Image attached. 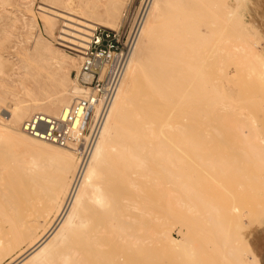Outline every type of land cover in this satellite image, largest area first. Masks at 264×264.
I'll return each mask as SVG.
<instances>
[{
  "label": "bare ground",
  "instance_id": "1",
  "mask_svg": "<svg viewBox=\"0 0 264 264\" xmlns=\"http://www.w3.org/2000/svg\"><path fill=\"white\" fill-rule=\"evenodd\" d=\"M126 2L81 0L78 9L69 11L48 5L51 16L44 17V25L50 31L56 27L57 18L69 22L63 26L72 31L61 30L65 36L58 37L61 46L69 47L65 43L75 44L70 37L86 40L82 35H87L97 22L110 28L117 26ZM237 2L226 6L218 0L153 1L99 138L83 165L80 160L74 164L68 151L52 149L48 142L28 136L22 124L17 131L0 126V154L13 159L18 167L14 184L0 190V261L29 243L10 264H148L146 258L151 255L146 249L147 229L140 220L147 211L145 202L150 204L144 190L166 184L188 189L194 181V158L198 162L201 155L211 156L212 149L219 155L229 147L223 158L213 157V153L212 159H201L202 164L206 163L204 168L221 167L224 173L237 171L240 176V158L232 153L234 147L230 148L226 140L230 135L233 141L236 137L241 138V143L248 141L249 153L256 154V161L264 167V139H258L259 134L249 129L258 119L253 120V115L254 123L248 124L252 121L243 114V105L240 108L244 104L245 112L249 110L246 98L240 95L242 101L239 97L236 100L241 103L229 102L240 104V113L231 105L234 113L220 112H226L224 108L231 100L224 85L228 83L225 78L231 76L229 66L237 62L241 66L240 57L244 59V54L249 53L246 46L251 54V46L255 45L247 41L248 32L244 31L245 22L238 11L241 5L237 6ZM244 41L249 45L245 46ZM37 46L36 54L47 63L59 55L58 51L48 54ZM2 57L0 75H6L7 59ZM251 58L245 62L244 71L264 79V56L254 50ZM65 89V82L59 80L53 87L44 88V98L18 102L11 110L13 123L20 124L38 112L62 114L72 101L65 97ZM74 90L73 97L77 93ZM246 126L248 131H244ZM250 135L257 136L255 142L251 143ZM216 140L219 143L213 142ZM190 195L185 194L187 199ZM213 216L210 219L214 223ZM157 233L162 236L161 230ZM168 239L191 264L194 252L186 248L187 233L180 232L179 240L171 236ZM223 244L226 245H220ZM235 249L221 253L229 264L242 263Z\"/></svg>",
  "mask_w": 264,
  "mask_h": 264
},
{
  "label": "rangeland",
  "instance_id": "2",
  "mask_svg": "<svg viewBox=\"0 0 264 264\" xmlns=\"http://www.w3.org/2000/svg\"><path fill=\"white\" fill-rule=\"evenodd\" d=\"M80 1L81 0H0V55L3 56L2 58L4 60L7 59L4 68L6 75H0L1 127L12 131L21 130L22 122L32 114L25 117L20 124H15L11 119L12 108L20 101L30 103L33 98H44V88L47 86L53 87L59 80H63L66 84L65 97H71L72 100L75 97V94L73 97L72 92H74V88H76L75 75L79 66V59L73 54V51L69 49V47L71 48L72 45H77L81 40L70 37L74 40L75 44L64 42L69 47L61 46L60 43H62V41L58 38L64 35L61 33V30H69V28L63 26L66 20L57 18L56 27L49 31L44 25V17L51 16L50 7L48 5H54L61 10L69 11V9H78ZM128 1L129 0H127L126 4ZM218 1L221 2V5L224 3L226 6L235 4V2L238 1L237 6L241 5L238 11L240 15L242 14L245 22L243 24L244 31L246 30L245 32H248H244L248 35L247 41L255 44L251 46L252 48L254 47L253 51H259L264 56V0ZM239 2L242 4H239ZM126 4L122 8V12ZM71 16L77 20H82L74 15ZM121 18L122 14L119 22ZM66 23L69 22L66 21ZM96 24L100 25L98 22ZM69 31L72 30L70 29ZM82 36L86 37V35ZM244 44L245 46L246 44L249 45L245 41ZM36 46L46 51L48 54L52 51H58L59 55L49 60L47 63L43 56L36 54ZM246 49L249 53L247 55L244 54V59L242 56L240 57V62L243 65L241 64V66H238L237 64H239V62H237V64L233 63V65L231 64L232 66H229L232 78L231 76H229V78L226 77L225 82L228 83L227 85L224 83V85L226 93L229 98H231V100L228 98L230 100H228V103L232 100L237 102L238 99L236 100V98L243 95L248 101L245 100V102L249 104V107L246 104V108L248 107L249 110L245 112L246 109H244V104H239L241 107L235 104V106H237L235 107L234 104L232 105L231 103L236 102L232 101L229 103L228 108L227 106L224 108L227 109L225 110L226 112H224V110L220 112L227 115L237 108L236 113H240L242 109L238 111V107H244L242 111L244 112L243 114H247L246 118L248 119L250 117L249 119L252 121L248 124L251 125L254 123L253 120L255 118L258 119L256 120L257 122L255 121L256 125L255 123L252 124L253 127L249 125V129L252 128L256 135L259 134L257 135L258 139L259 137L264 139V79L257 78L255 73L249 74L244 71L245 62H250L249 58L252 59L251 55L253 53L251 50L250 54L249 47L246 46ZM37 58L39 60H37ZM234 64L239 67L237 68L235 66L238 69V73L237 69L234 68ZM231 69H235L236 71ZM232 74H235V76L233 77ZM231 90L233 91V95ZM228 92L231 95H229ZM236 93L239 95L236 96ZM243 96L241 98L244 100L245 98H243ZM241 98L240 100L242 101ZM240 100H238L237 104L239 102L241 103ZM230 105L233 110L230 108ZM250 112L253 113L251 114ZM253 115L254 118L252 120L251 116ZM249 129L246 126L244 131H248ZM252 136L253 135H250L249 139H252L251 143H253V141L255 142L257 139V136L255 137L254 135L256 139L253 140L254 137L252 138ZM232 139L234 138L230 135L226 140H229L228 143L230 148L234 147V152L232 151V153H235V155L237 154V159L240 158V167L244 169L240 171L242 173L239 172V175L241 174L240 176H238L237 171L230 174L229 172L224 173L225 170L223 172L221 167L220 170L222 172L218 168H214V170H212L213 168L210 169V167L204 168L206 163L202 164L201 159L203 160L206 157L205 154L204 156L201 155V158H199L200 156L198 157V162L197 158L193 157L196 160L192 159L197 163V170L195 169L194 174L192 173L193 177L191 180L194 178V181H192L193 184H191L192 182L189 184L188 189L183 186L180 189V186L166 184L158 187L154 186L153 188H151V186L144 190L145 196L148 197L147 201L150 200V204L145 202L147 204V211L145 210L146 212L142 215L140 220H143L145 225L144 228L145 230L147 229V234L145 233V236H147L146 239L148 238L146 249L148 248L147 251L149 255H151L150 258L148 256L149 259L146 258L148 264H189L185 257H181L183 256L182 250H175L172 248L168 239V237L171 236L179 240L180 232L187 233L188 241L186 242V248L194 252L190 257L191 260L189 259L193 262L188 260L191 264H229L223 259L221 253L223 252V255L228 249L232 250L234 248H236L235 252H237L242 259L241 264H264V167H262L261 164L260 166L256 161L258 159L256 154L249 153V150L246 148L249 146L248 141H242L241 143V138L239 139L236 137L239 141L236 139L233 141ZM231 140L233 142H231ZM218 141L216 140L213 142L215 143ZM213 142L212 144H214ZM246 142H248V144ZM47 145H50L48 147L52 149H64L71 153L74 157V164H77L80 160V155L77 153L76 149L71 150L51 143ZM222 146L223 148L225 147L224 145ZM238 148L240 149L238 150ZM225 149L227 148H224V150L219 153L220 158L221 156L222 158L227 156L226 151L229 150V147L226 151ZM215 150L216 149H212L211 152H209V154L212 152L214 153V155L213 153L211 156L208 155L210 158L212 155L213 157L217 156L219 158V155L215 154ZM244 151L247 153H244ZM247 154L251 158H249ZM208 156L205 159H208ZM183 160L188 161L189 159L186 160L185 158ZM0 171V190L5 191L10 188V185L14 184L18 167L13 159L4 158V156L0 154ZM183 189L187 190L184 191ZM189 193L193 195L189 197V199L192 198V200L187 199ZM185 194L187 196H185ZM196 194L200 196L199 199ZM204 200L206 201L204 202ZM215 208L217 212L214 210ZM210 215H214L215 221H218H214V223L211 222L212 220L210 218L212 217H210ZM158 229L162 231L161 237L159 236L160 234L157 233ZM218 230L219 237L215 233ZM221 232H223L225 236ZM225 237H229L230 239H225ZM224 242L226 245L223 244V247V245L220 244ZM228 244L231 246H229L230 248H228ZM28 245L29 243H25L20 248L5 255L0 261V264H10L24 252Z\"/></svg>",
  "mask_w": 264,
  "mask_h": 264
},
{
  "label": "built area",
  "instance_id": "3",
  "mask_svg": "<svg viewBox=\"0 0 264 264\" xmlns=\"http://www.w3.org/2000/svg\"><path fill=\"white\" fill-rule=\"evenodd\" d=\"M154 0H129L119 25H94L86 40L72 45L79 59L77 93L57 116L34 113L22 123L28 136L60 147H75L83 165L96 144L115 100ZM74 46V47H73Z\"/></svg>",
  "mask_w": 264,
  "mask_h": 264
}]
</instances>
